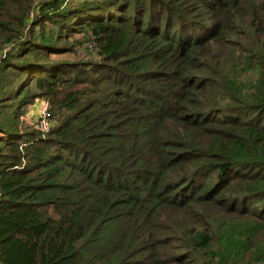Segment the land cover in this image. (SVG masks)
<instances>
[{
	"label": "trees",
	"instance_id": "16d2710c",
	"mask_svg": "<svg viewBox=\"0 0 264 264\" xmlns=\"http://www.w3.org/2000/svg\"><path fill=\"white\" fill-rule=\"evenodd\" d=\"M0 264H264V0H0Z\"/></svg>",
	"mask_w": 264,
	"mask_h": 264
},
{
	"label": "rangeland",
	"instance_id": "374dc122",
	"mask_svg": "<svg viewBox=\"0 0 264 264\" xmlns=\"http://www.w3.org/2000/svg\"><path fill=\"white\" fill-rule=\"evenodd\" d=\"M84 54L89 56V54H86V53ZM47 104L48 103L45 102L44 100H40L36 102L35 106H33L32 108L30 107L28 108L25 115L21 118V123H23L24 129H26V127H29L30 129H32V127L37 126V119H38L39 112L40 110L45 109L47 107Z\"/></svg>",
	"mask_w": 264,
	"mask_h": 264
},
{
	"label": "built area",
	"instance_id": "2783aa9c",
	"mask_svg": "<svg viewBox=\"0 0 264 264\" xmlns=\"http://www.w3.org/2000/svg\"><path fill=\"white\" fill-rule=\"evenodd\" d=\"M40 117V123H38V129L40 132L44 134H48L50 132L49 127H51V120L49 119V105L47 104V107L43 110H40L39 115Z\"/></svg>",
	"mask_w": 264,
	"mask_h": 264
}]
</instances>
